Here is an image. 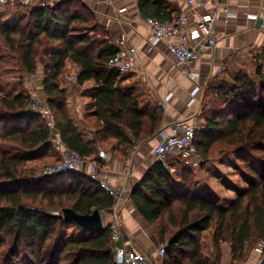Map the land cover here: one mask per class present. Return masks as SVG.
<instances>
[{
    "label": "trees",
    "instance_id": "16d2710c",
    "mask_svg": "<svg viewBox=\"0 0 264 264\" xmlns=\"http://www.w3.org/2000/svg\"><path fill=\"white\" fill-rule=\"evenodd\" d=\"M71 1L0 15V39L27 75L36 73L39 62L43 65L47 108L68 149L103 165L99 149L107 145L112 151L113 141L116 148L130 149L147 125L155 132L159 108L123 86L127 76L109 65L120 51L116 37L85 5L84 12L67 8ZM140 11L163 22L177 12L164 0H140ZM68 63L79 69V87L92 83L86 93L99 124L93 139L80 132L70 113L69 89L59 84ZM227 74L218 76L206 91L208 99L213 96L218 102L205 106L194 142L205 159L216 144L227 143L250 186L227 208L220 207L190 195L193 175L182 161L168 157L167 167L157 161L132 200L157 240L167 245L163 264H220L222 243L231 245L232 262H243L249 246L264 240V61L228 69ZM34 103L27 93L0 96V264H115L109 225L93 231L63 218L66 209L82 216L111 211L114 200L96 180L80 172L20 175L27 163L56 151L52 129L32 109ZM177 171L182 181L174 177ZM177 203L179 219L173 214ZM165 215L168 225L158 232L156 225ZM213 227L216 255L210 257L203 251L201 236ZM167 228L173 232L168 238Z\"/></svg>",
    "mask_w": 264,
    "mask_h": 264
},
{
    "label": "crops",
    "instance_id": "0c3cea01",
    "mask_svg": "<svg viewBox=\"0 0 264 264\" xmlns=\"http://www.w3.org/2000/svg\"><path fill=\"white\" fill-rule=\"evenodd\" d=\"M84 1L100 24L111 35H116L119 48L137 49V67L126 75L127 80L123 86L133 88L134 96L137 95L142 102L159 108L156 114L160 118V125L153 133L148 125L145 126L130 149L116 148V142L113 141L114 149L107 151L108 159L102 160L103 165L87 160L81 166L80 173L91 175L95 171L100 176H106L109 183L124 194L121 217L135 247L146 253H154L157 239L152 228L137 213L132 195L157 162L154 149L159 142L160 133L166 131L171 134L177 121L191 124L196 120L198 123L206 106V91L218 76H228V69L232 71L242 67H255L264 61V30L259 22L249 18V15L257 14L264 8V0H220L223 8L237 17L226 23L224 14L219 13L216 23L217 45L205 51L196 64V83L183 75L181 66L170 53L168 43H151V33L145 24L146 17L140 11V0H113L108 4L102 0ZM164 1L177 11L168 22L187 13L190 28H194L204 12L203 9L191 11L177 0ZM59 2L60 0L57 3ZM122 8H127V12L119 13ZM221 68H225V72L218 74ZM75 86L76 89L69 85L65 87L69 89L70 113L76 119L83 136L93 139L99 124L92 115V98L86 93L91 89L92 83L88 82L82 87ZM196 87L199 92L193 95ZM102 218L105 226L110 225L111 211L102 213ZM251 259L254 260L255 256Z\"/></svg>",
    "mask_w": 264,
    "mask_h": 264
},
{
    "label": "built area",
    "instance_id": "2783aa9c",
    "mask_svg": "<svg viewBox=\"0 0 264 264\" xmlns=\"http://www.w3.org/2000/svg\"><path fill=\"white\" fill-rule=\"evenodd\" d=\"M16 1L21 4L28 2V0ZM102 1L108 4L112 3L113 0ZM13 2L14 0H0V6L10 5ZM177 2L186 5L191 11L204 10L194 28H190V18L187 13L181 14L173 22H163L153 17H147L145 24L151 33V43L153 45L161 42L168 43L170 53L181 66L183 75L191 82L196 83L198 79V73L194 69L196 64L201 60L205 51L213 49L217 45L216 23L219 13L224 14L226 23L235 19L237 15L231 13L227 8H223L220 0H177ZM44 6H50V3H46ZM125 12H127V8L119 10L121 14ZM249 18L259 22L264 30V8L257 14L249 15ZM137 53L135 47L120 48V51L110 59L109 65L122 75L130 74L137 67ZM223 70L224 68L219 69L218 74H221ZM78 77L79 69L77 67V69L71 71L70 75H66V80L78 83ZM197 92H199L198 87L195 88L193 95ZM32 109L42 113L45 118L48 117L46 115L50 114L51 124L48 125L52 129L53 145L61 158L59 163L45 169L44 176L80 172L85 160L78 153L69 150L64 144L50 110L46 106L37 105L36 103L32 105ZM197 128L198 123L196 120L191 124L186 121H177L173 125L171 134L166 131L161 132L159 142L154 149L157 161L164 163V166L167 167V158L173 157L182 161L189 168H198L200 166V155L194 142ZM98 156L103 161L108 159L107 153L102 149H99ZM89 176L99 183L103 193L114 200L111 209L112 220L109 227L115 252V264H163L167 245L162 244L154 253L138 250L121 217L124 194L112 186L106 176H100L95 171ZM252 255L255 256V262H252V264H264V240H259L256 243L252 249Z\"/></svg>",
    "mask_w": 264,
    "mask_h": 264
},
{
    "label": "rangeland",
    "instance_id": "374dc122",
    "mask_svg": "<svg viewBox=\"0 0 264 264\" xmlns=\"http://www.w3.org/2000/svg\"><path fill=\"white\" fill-rule=\"evenodd\" d=\"M28 0L26 4H21L14 0L13 4L0 6V15H6L9 13H14L15 11H28L33 8L43 7L44 4L50 3V6H57L60 2L65 0ZM83 5L89 7L84 0H72L71 4L67 5L70 10L83 11ZM99 23H101L99 21ZM93 25V24H92ZM110 34V33H109ZM111 36V34H110ZM116 37V35H115ZM77 69L74 64L68 63L64 74L59 80L61 88H65L77 85V83L68 82L66 80V75H70L71 71ZM253 70V69H251ZM21 93H27L34 99L37 105H44L47 107V95L44 89V73L43 65L39 62L37 64L36 73L34 75H27L23 69L20 67L18 57L12 54L6 47L5 43L0 39V96L12 98L18 96ZM205 95H207L205 93ZM206 97V107H212L218 102L213 96ZM43 109V107H41ZM49 110V108H48ZM35 111V110H34ZM37 113H39L37 111ZM42 114V113H40ZM50 115V114H49ZM49 115L47 118L49 119ZM42 117L44 115L42 114ZM45 118L48 124H51V120ZM107 146L102 149L107 153ZM231 147L227 143L216 144L207 159L200 155V166L196 169H191L193 175V186L191 189V196H197L202 199L213 200L220 207H228L229 204L234 202L240 193L248 189L250 184L248 180L250 178L247 176L246 172L240 166L236 157L231 155ZM60 154L58 152L50 153L42 158L36 159L26 164L24 170L20 173L23 178H38L44 175V171L47 167L53 166L60 160ZM254 158H250V161H254ZM182 168V167H181ZM179 168V169H181ZM181 171L174 173V177L178 181H182ZM180 205L178 203L173 209V214L179 219ZM168 215H165L163 219L156 225V230L160 232L165 228L168 223ZM167 228L168 234L167 238L170 237L172 229ZM214 227L203 233L201 236V244L203 251L206 255L210 257H215L216 252L213 247L212 235ZM155 230V231H156ZM154 231V230H153ZM152 233L154 234V232ZM158 238V236H157ZM155 238V239H157ZM157 250L161 243L156 241ZM255 247V243L249 246L247 249L246 257L243 262H232L231 256V245L229 243H222V259L220 264H252L255 259L252 255V249Z\"/></svg>",
    "mask_w": 264,
    "mask_h": 264
},
{
    "label": "water",
    "instance_id": "95a60500",
    "mask_svg": "<svg viewBox=\"0 0 264 264\" xmlns=\"http://www.w3.org/2000/svg\"><path fill=\"white\" fill-rule=\"evenodd\" d=\"M63 218L79 227L93 231H101L105 228L100 211H95L92 215L82 216L71 209H66L63 211Z\"/></svg>",
    "mask_w": 264,
    "mask_h": 264
}]
</instances>
